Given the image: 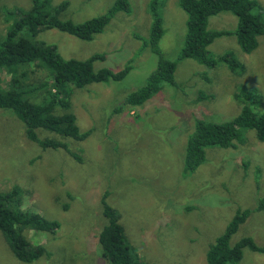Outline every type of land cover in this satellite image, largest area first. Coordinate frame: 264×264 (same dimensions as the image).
I'll return each mask as SVG.
<instances>
[{
	"label": "rangeland",
	"instance_id": "1",
	"mask_svg": "<svg viewBox=\"0 0 264 264\" xmlns=\"http://www.w3.org/2000/svg\"><path fill=\"white\" fill-rule=\"evenodd\" d=\"M149 1L129 0L130 11L115 14L90 41L56 29L39 34L65 58L102 53L105 58L95 61V68L117 71L129 63L132 69L122 80L75 90L71 110L79 129L89 132L84 140L37 129L40 138L64 142L67 149L42 148L26 138L16 116L0 110V192L20 186L24 209L60 223L54 233L26 231L32 245H44L50 253L31 263L17 260L0 232V264H107L97 239L105 223L104 196L119 212L135 257L148 264H206L209 244L239 209L250 212L231 244L250 236L264 245V210L255 209L264 195V141L253 130H244L233 147H207L205 161L191 174L182 173L195 117L222 122L237 115L241 105L232 97L238 83L257 88L261 101L253 107L264 111V34L250 53L240 49L234 34L217 37L208 46L214 56L232 52L245 66L242 75L223 63L210 68L191 58L178 59L187 15L179 0H166L159 8V48L176 61L178 85L164 84L142 104L125 106L120 103L145 83L157 63L156 54L144 45L151 23ZM257 1L264 8V0ZM30 2L0 0V36L12 22L3 13L5 7L27 8ZM68 2L64 16L81 22L106 12L114 0ZM236 23V16L220 12L209 17L207 28L233 31ZM33 69L32 79L45 78L46 71ZM0 76L5 83L9 72ZM200 92L210 97L198 99ZM239 264H264V252L243 248Z\"/></svg>",
	"mask_w": 264,
	"mask_h": 264
},
{
	"label": "trees",
	"instance_id": "2",
	"mask_svg": "<svg viewBox=\"0 0 264 264\" xmlns=\"http://www.w3.org/2000/svg\"><path fill=\"white\" fill-rule=\"evenodd\" d=\"M129 0H114L106 12L91 19L76 22L65 17L68 0L54 3L53 0H31L27 8L14 5L5 7L3 13L12 20L0 36V72H9L4 83L0 76V110L10 111L24 126V134L30 141L42 148L67 149L64 142L54 138H40L37 129L53 132L60 137L81 141L88 131H81L72 112V96L76 89L91 83H108L122 80L132 69L128 63L113 71L107 67L95 68L94 62L104 60L102 53H93L85 59L65 58L53 42L39 38L45 30L56 29L90 41L101 33L111 18L118 12H129ZM166 0H150L147 10L151 16L149 45L157 56L156 67L145 83L131 91L120 103L140 105L166 84L177 87L174 72L176 61L166 58L159 48L163 34L159 8ZM187 15L183 46L178 59L191 58L206 67L223 63L230 72L242 75L245 66L232 52L225 51L217 56L211 54L208 46L220 36L234 34L244 53L252 52L258 45V37L264 34V8L257 0H179ZM220 12H230L237 18L233 31L208 29L209 17ZM35 68L46 71L45 78H31ZM209 98L200 92L198 99ZM241 108L233 118L213 122L201 115L194 119V130L189 134L184 152L183 175L191 174L204 161L207 147L229 148L240 143L246 129L253 130L258 141H264V111L257 112L253 105L260 103L261 94L256 87L238 83L232 97ZM120 106L114 109L117 111ZM80 161V157L68 150ZM23 189L15 185L0 192V232L15 258L31 263L50 253L44 245H32L26 237L28 229L54 233L60 226L57 220H48L37 213L23 208ZM101 200L105 223L98 232L101 256L107 264H148L135 257V248L130 243L119 212L105 200ZM256 210H264V195L258 200ZM249 209H239L227 223L225 229L209 244L206 264H239L243 248L264 252V245H257L250 236H242L235 243L230 242L238 226L248 216Z\"/></svg>",
	"mask_w": 264,
	"mask_h": 264
}]
</instances>
